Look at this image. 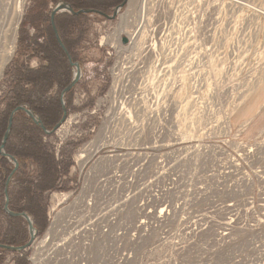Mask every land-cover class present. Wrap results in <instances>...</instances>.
<instances>
[{
  "label": "rangeland",
  "instance_id": "1",
  "mask_svg": "<svg viewBox=\"0 0 264 264\" xmlns=\"http://www.w3.org/2000/svg\"><path fill=\"white\" fill-rule=\"evenodd\" d=\"M38 1L31 0L24 18ZM141 1L134 8L127 4L113 21L89 16L87 34L74 49L81 79L72 89L71 108L59 130L43 137L58 161L71 164L69 191L98 157L131 152L105 143L96 154L98 137L126 116L148 110L158 120L164 111L168 116L167 123L157 125L160 152L196 148L215 176L247 172L254 178L250 190L264 192V182L255 177L264 173V101L254 108L255 98L264 95V0H148L147 20L140 13ZM36 33L22 25L20 37ZM135 40L140 55L133 50ZM27 58L22 61L33 69L48 64ZM75 74L73 68L72 81ZM142 81L150 96L135 94L131 105L124 97L114 98L116 83L130 89ZM64 182L45 193L48 224L57 204L53 195L64 192ZM248 253L256 251L248 246ZM22 258L8 253L2 264H21Z\"/></svg>",
  "mask_w": 264,
  "mask_h": 264
},
{
  "label": "built area",
  "instance_id": "2",
  "mask_svg": "<svg viewBox=\"0 0 264 264\" xmlns=\"http://www.w3.org/2000/svg\"><path fill=\"white\" fill-rule=\"evenodd\" d=\"M30 2L0 0V98ZM158 121L168 122L166 111L159 120L134 113L98 137L96 154L105 143L131 152L98 157L75 188L53 195L46 231L18 253L27 264H264V192L250 190L254 178L215 176L196 148L160 152Z\"/></svg>",
  "mask_w": 264,
  "mask_h": 264
},
{
  "label": "trees",
  "instance_id": "3",
  "mask_svg": "<svg viewBox=\"0 0 264 264\" xmlns=\"http://www.w3.org/2000/svg\"><path fill=\"white\" fill-rule=\"evenodd\" d=\"M124 1L39 0L29 11L23 25H31L37 33L32 38L28 35L19 38L18 55L10 65L13 68L9 67L7 70L12 82L8 91L0 98V106L4 105V109H0V146L9 126L10 116L19 107L29 109L49 131L64 116L61 95L72 81L73 68L53 31L51 7L63 3L68 4L74 12L93 10L111 16ZM89 16L91 15L71 16L62 12L54 19L62 44L73 63H81L74 49L87 34ZM25 56H28V60L38 58L48 64L33 69L26 65V61H22ZM71 95L72 90L65 97L68 110L71 108ZM45 135L24 112L18 111L5 147L6 154L16 158L19 164L8 188L9 208L14 213H26L38 235H42L48 227L45 193L58 190L60 180H65L61 190L69 192L68 183L72 181L68 175L71 164L57 160L53 148L43 141ZM31 166H35V172L30 171ZM13 170L14 165L0 153V245L22 247L30 238L28 224L23 218L11 217L4 211L6 184ZM8 253L19 255L0 249V264ZM21 264H27L25 255Z\"/></svg>",
  "mask_w": 264,
  "mask_h": 264
},
{
  "label": "water",
  "instance_id": "4",
  "mask_svg": "<svg viewBox=\"0 0 264 264\" xmlns=\"http://www.w3.org/2000/svg\"><path fill=\"white\" fill-rule=\"evenodd\" d=\"M128 4V0H125L119 7H117L114 11V13L109 16V15H105L103 13H98L96 11H93V10H81L79 12H74V10L68 5V4H59L57 5L53 10H52V13H51V25H52V28H53V31L54 33L56 34V38L59 42V44L62 46V48L65 50L67 56H68V59L69 61L71 62V66L72 68H74L76 70V74L74 76V79L73 81L71 82V84L62 92V95H61V103H62V106H63V110H64V116L61 120V122L52 130V131H49L47 130V128L43 125L41 119L39 117H36L29 109H27L26 107H19L18 109H16L10 116V119H9V126H8V129H7V132L5 133L4 135V138H3V141L1 143V146H0V153L2 155V157H5L7 159H10L13 163H14V170L12 172V174L9 176L8 180H7V190H6V193H5V207H4V211L6 212V214H8L9 216L11 217H21L23 218L27 224H28V231H29V241L28 243L25 245V246H22V247H8V246H1L0 245V249H3V250H6V251H9V252H13V253H21V252H24L26 251L28 248L31 247V245L33 244L34 240L36 239L37 237V231L34 227V224L31 220V218L26 214V213H14L10 210L9 208V197H8V188L10 186V183H11V180L13 178V175L14 173L17 171L18 169V161L16 160V158L12 157V156H9L8 154H6L5 152V146H6V142L7 140L9 139L10 137V133H11V129H12V126H13V119H14V116L15 114L18 112V111H22L24 112L31 120L32 122L39 126L42 131L45 133V134H48V135H51L53 133H55L57 130H59V128L65 123L66 119H67V110H66V107H65V96L76 86V84L80 81L81 79V66L80 64L78 63H73L72 60H71V57L70 55L68 54V52L66 51V49L64 48L63 44H62V41L60 39V36L58 34V31L55 27V24H54V19L56 17L57 14L59 13H62V12H67L69 13L71 16H78V15H92V14H96L106 20H110V21H113L117 18V16L119 15L120 11ZM126 42V40H125Z\"/></svg>",
  "mask_w": 264,
  "mask_h": 264
},
{
  "label": "bare ground",
  "instance_id": "5",
  "mask_svg": "<svg viewBox=\"0 0 264 264\" xmlns=\"http://www.w3.org/2000/svg\"><path fill=\"white\" fill-rule=\"evenodd\" d=\"M136 1L138 0H128V6L131 7V8H134L135 7V4H136ZM142 2V1H141ZM141 4V3H140ZM148 0H143L142 2V5H139L141 6V16H142V19H146V14L148 13L149 11V7H148ZM140 8V7H139ZM139 14V13H138ZM148 15V14H147ZM140 16V17H141ZM137 32V31H136ZM140 32V31H139ZM140 34V33H139ZM138 35V34H136ZM141 36V35H140ZM137 37V36H136ZM139 38V37H137ZM135 39V38H134ZM141 39V38H140ZM133 50H135V52L137 51V53H139L138 55L141 54V51H140V48L138 47V44L136 42V40L133 42ZM152 55H150V58H151ZM150 60V59H149ZM146 80V78L144 79ZM145 82L142 81L139 85H138V88H136V86H134L133 88H124V86H121V84L119 85L118 83H116L115 87H114V92H115V95H114V98H122L124 97V99H126V103H128V105H131L129 103L132 102V100L137 97V96H133L135 94H138L141 95L139 96L140 99H143L145 96H150V94H146L147 92V86L145 87L144 86ZM128 94V95H126ZM175 97H177V95H175ZM118 100H121V99H118ZM126 103H122V105H126ZM148 111V110H147ZM150 111V110H149ZM152 112V111H151ZM150 112V113H151ZM152 114V113H151ZM144 115V114H143ZM188 128V127H187Z\"/></svg>",
  "mask_w": 264,
  "mask_h": 264
},
{
  "label": "crops",
  "instance_id": "6",
  "mask_svg": "<svg viewBox=\"0 0 264 264\" xmlns=\"http://www.w3.org/2000/svg\"><path fill=\"white\" fill-rule=\"evenodd\" d=\"M256 100L254 101V104H255V106H254V108L256 107V104H263L262 102L264 101V95L263 96H260V98H255ZM253 101V100H252ZM264 105V104H263ZM263 105H261V106H263Z\"/></svg>",
  "mask_w": 264,
  "mask_h": 264
}]
</instances>
